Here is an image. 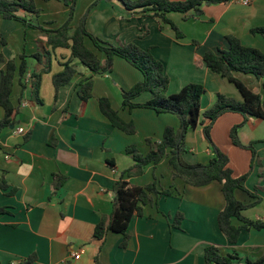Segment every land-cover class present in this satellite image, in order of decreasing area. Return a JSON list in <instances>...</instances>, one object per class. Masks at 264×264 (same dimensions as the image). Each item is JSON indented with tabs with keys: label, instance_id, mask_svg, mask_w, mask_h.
Returning a JSON list of instances; mask_svg holds the SVG:
<instances>
[{
	"label": "crops",
	"instance_id": "1",
	"mask_svg": "<svg viewBox=\"0 0 264 264\" xmlns=\"http://www.w3.org/2000/svg\"><path fill=\"white\" fill-rule=\"evenodd\" d=\"M250 1L249 6L236 0L204 6L202 15L189 20L181 13H169L168 18L183 34L178 37L170 24L142 14L140 9L127 11L118 0H101L90 12L87 28L106 42L133 43L150 50L170 77V95L191 83L203 85L206 94L201 108L205 113L213 107L218 94L243 100L234 84L208 68L205 53L228 50V36L264 53V37L252 32L264 27V0ZM85 3L87 8L96 0ZM36 6L41 10L39 16L23 12L22 15L46 29L60 28L69 15L68 7L60 0H36ZM78 7L74 28L85 13L84 7ZM0 32L7 40V45L0 47L5 59H14L19 65L20 56L26 54L29 63L25 89L18 74L14 82L12 102L18 111L14 128L0 134V176L8 185L7 190L0 189V208L8 210L0 216V264H206L205 249L209 246L218 247L224 254H238L243 260L235 264L255 261L264 255V231H243L239 242L232 245L220 230L219 214L226 205L221 184L187 185L174 178L168 158L157 167L148 165L142 176L125 179L140 187L156 181L160 191L171 190L172 195L160 198L158 205L144 206L143 216L134 215L125 247V238L119 233L108 232L102 240L96 239V226L102 220L109 221L113 213L115 183L134 164L127 147L136 146L147 155V139L160 142L166 127L179 130L181 122L174 114L123 107L124 91L144 77L120 57L115 58L112 70L103 74H94L74 60L78 74L56 92L53 77L71 61V50H53L40 30L1 15ZM85 44L104 64L105 55L92 41L86 39ZM36 55H40L41 61ZM45 68L49 72L41 77L39 103L33 97L30 78ZM5 69L6 64H0V82ZM235 76L264 96L262 80L239 72ZM86 77H93L94 88L92 99L83 106L78 86ZM101 98L109 99L125 122L134 123L135 134L112 126L101 112ZM150 99L151 94L144 93L135 103ZM4 116L0 107V120ZM208 124V120L203 121L186 135L188 151L183 158L190 165L209 164L213 157L204 135V126ZM240 125V140L245 145L253 144L256 152L251 171L252 151L236 147L230 137L231 130ZM20 128L24 133L18 132ZM211 137L228 156L236 177L250 173L244 186L261 201L243 214L264 222V180L260 178L264 168V120L250 118L245 122L240 114H224L214 123ZM58 176L66 180L56 191ZM236 198L244 204L257 200L243 190L236 191ZM178 213L183 214L180 228L174 226ZM233 223L237 227L242 224L237 219ZM77 253L80 259L74 258Z\"/></svg>",
	"mask_w": 264,
	"mask_h": 264
},
{
	"label": "trees",
	"instance_id": "2",
	"mask_svg": "<svg viewBox=\"0 0 264 264\" xmlns=\"http://www.w3.org/2000/svg\"><path fill=\"white\" fill-rule=\"evenodd\" d=\"M49 2L51 0H43ZM69 9V15L65 23L58 29H46L41 25H34L30 22L27 15L23 13L40 15L41 10L36 6V0H0V15L6 20H15L23 23L26 27H32L40 30L53 50L66 48L71 50V61L64 64V71L53 77V84L56 92L62 87L67 86L78 74L76 67L72 64L78 60L89 71L94 74H103L113 68L114 60L120 57L126 60L133 67L143 74V80L137 83L130 90L123 93L124 108H146L155 111L158 114L170 113L176 115L180 122L179 130L173 127H166L163 133V139L155 142L147 139V145L150 150L147 155H143L136 146H129L126 149L128 155L134 160L132 167L123 172L122 177L115 183L113 191L115 193L114 209L109 221L102 220L95 228L94 237L102 240L108 232L122 234L125 238L123 246L128 240V228L134 215L143 216V207L147 205H158L160 198L171 196V190H159L156 181L149 185L140 187L131 185L125 177H139L144 174L148 165H157L168 158L169 164L173 169L175 179L183 180L192 187H203L213 182H219L222 186V193L225 198V208L219 214V227L222 233L228 238L230 244L236 245L239 242L243 231L257 230L264 231V222L251 220L244 216V211L255 206L261 201L255 193L249 192L244 186L250 173L244 176L236 177L230 167V160L214 143L211 137V130L214 123L224 114L236 113L244 117L245 122L250 118L264 120V96L250 90L235 74L243 73L253 75L263 81L264 87V53L256 48L246 47L239 38L228 36V50H209L204 55V61L208 68L214 73L220 75L234 84L242 95L243 100L218 94L216 102L211 109L202 113L201 102L206 94V89L201 84L191 83L185 86L179 93L170 95L168 93L170 77L166 73L164 64L156 59L150 50H144L139 46L128 44H112L93 35L87 28L89 12L84 14L77 28L72 26L75 19L78 0H60ZM101 0H98L99 2ZM128 11L140 9V13L148 14L153 18L161 20L164 24H170L176 31L178 37L183 34L175 23L168 18L172 12L181 13L186 20L199 17L203 14L204 6H211L227 2L228 0H140L133 2L130 0H121ZM163 25L161 29H163ZM253 34H259L264 37V27L252 30ZM92 41L94 47L102 52L106 59L104 64L97 54L89 49L85 41ZM7 40L0 32V47L6 46ZM41 61L40 55L35 56ZM0 64H6V69L2 74L0 82V107L5 111V116L0 120V134L3 130L15 125V116L17 109L12 102L14 82L17 74L20 77L23 90L25 89V80L29 72L28 56H20V64L16 60H6L0 52ZM49 72L45 68L43 71L33 73L30 80L33 88V97L41 103L39 98L40 81L43 73ZM94 80L93 77H86L78 86V95L85 106L93 97ZM144 93H150L151 99L146 103H135V100ZM99 105L102 114L110 121L113 127L123 131L126 134L136 133L134 123H127L116 111L112 103L107 98H101ZM208 120L209 124L204 126V135L213 152V157L209 164L190 165L185 162L183 156L188 151L185 140L190 130L196 129L203 121ZM242 125L236 126L231 130L230 137L233 145L241 149L252 151L253 160L251 169L255 162V149L253 144L245 145L239 137V131ZM29 136L26 137L28 139ZM110 164L113 166L112 160ZM56 191L64 184L66 178L56 177ZM260 178L264 180V168L260 172ZM8 185L3 177L0 176V189L7 190ZM243 190L257 200L252 204H244L236 198V191ZM8 210L0 208V216L7 214ZM237 219L242 224L235 226L233 220ZM183 214L178 213L175 217L174 226L180 228ZM34 260V257L32 258ZM243 259L236 253L224 254L216 246H209L205 249L206 264H235ZM245 264H264V255L259 259L246 260Z\"/></svg>",
	"mask_w": 264,
	"mask_h": 264
},
{
	"label": "rangeland",
	"instance_id": "3",
	"mask_svg": "<svg viewBox=\"0 0 264 264\" xmlns=\"http://www.w3.org/2000/svg\"><path fill=\"white\" fill-rule=\"evenodd\" d=\"M98 0H96V3H94V4H92V5H89L87 8H86V6L87 5H85V4H87V3H85V0H78L77 1V7H78V5H79V9H82L83 7H84V9H85V13L84 14H86V13H88L89 12V15H90V12L92 11V9L95 7V5L97 4V3H99V2H97ZM130 1H133V2H137V1H140V0H130ZM172 1V0H171ZM118 2H120V3H122L124 6H125V4L121 1V0H118ZM125 8H126V6H125ZM83 9V10H84ZM126 10H127V8H126ZM128 11V10H127ZM32 28V27H31ZM120 44V43H119Z\"/></svg>",
	"mask_w": 264,
	"mask_h": 264
},
{
	"label": "built area",
	"instance_id": "4",
	"mask_svg": "<svg viewBox=\"0 0 264 264\" xmlns=\"http://www.w3.org/2000/svg\"><path fill=\"white\" fill-rule=\"evenodd\" d=\"M238 3L244 5V6H249L251 4V1L250 0H236ZM18 132L21 134V133H24V129H19ZM74 258L75 259H80V254L77 253L74 255Z\"/></svg>",
	"mask_w": 264,
	"mask_h": 264
},
{
	"label": "water",
	"instance_id": "5",
	"mask_svg": "<svg viewBox=\"0 0 264 264\" xmlns=\"http://www.w3.org/2000/svg\"><path fill=\"white\" fill-rule=\"evenodd\" d=\"M11 128H14V126H11Z\"/></svg>",
	"mask_w": 264,
	"mask_h": 264
}]
</instances>
